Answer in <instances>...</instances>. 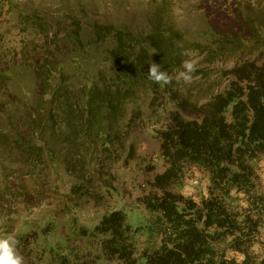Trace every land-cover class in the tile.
I'll list each match as a JSON object with an SVG mask.
<instances>
[{
  "label": "trees",
  "instance_id": "16d2710c",
  "mask_svg": "<svg viewBox=\"0 0 264 264\" xmlns=\"http://www.w3.org/2000/svg\"><path fill=\"white\" fill-rule=\"evenodd\" d=\"M161 9L171 11L167 5ZM158 13L155 10L150 20L159 19ZM18 22L38 36L48 35L36 10L19 14ZM211 26V37L203 45L174 29L154 27L143 35L96 25L94 42L114 43L107 52L108 75L100 73L91 86L74 91L51 54L27 64L33 73L31 102L11 96L15 108L6 123H0V151L15 156L33 174L44 163L76 173V194L85 188L80 183L89 164L84 144L120 143L140 120L142 107H151L163 92L157 114L165 118L157 138L166 167L154 177L153 192L139 200L147 222L135 228L122 209H115L103 213L93 231L79 234L101 239L100 259L107 264H264V38L255 22L228 32ZM206 48L215 57L240 61L231 70L229 84L204 103L182 98L173 91L174 82L156 84L147 78L152 61L170 74L181 68L189 53ZM4 76L0 73L1 90ZM195 172L206 178L205 192L183 193L186 173L190 179ZM18 192L22 199L29 195L27 181ZM83 192L84 198L87 193L95 198L89 188ZM95 201L99 203L97 196ZM2 204L0 215L5 213ZM28 226L25 223L22 231ZM21 235L15 237L17 250L26 264H44V256L52 252L69 262L65 239L53 241L48 252L31 229ZM141 238L147 244L139 252ZM76 257L72 262L81 264Z\"/></svg>",
  "mask_w": 264,
  "mask_h": 264
},
{
  "label": "rangeland",
  "instance_id": "374dc122",
  "mask_svg": "<svg viewBox=\"0 0 264 264\" xmlns=\"http://www.w3.org/2000/svg\"><path fill=\"white\" fill-rule=\"evenodd\" d=\"M166 5L171 10L169 13L161 9ZM34 10L47 24V37L38 36L18 22L19 14ZM155 10L160 12L159 19L150 20ZM248 22H255L264 38V3L259 0H0V73L5 72L6 78L2 82L4 90L0 87V123H6L7 114L15 108L12 95L31 102L33 73L27 64L38 57L48 58L53 54L74 91L91 86L98 74L110 73L107 52L114 43L112 39L95 43L96 25L129 29L143 35L150 34L154 27L174 29L183 32L190 41L204 45L211 37L209 26L228 32ZM187 59L197 61L193 80L187 84L173 80V91L200 104L229 84L231 70L240 61L231 56L215 57L207 48L192 51ZM162 94V91L158 93L151 107L148 103L142 107L140 120L128 129V137L125 135L120 143L109 146L100 140H89L84 144L89 148L85 154L89 164L80 183L85 188L76 194L72 192L76 173L69 174L44 163L33 174L15 156L0 151V199L5 210L0 215V237L11 234L17 238L31 229L35 240L48 252L53 250V241L65 239L64 255H71L69 262L52 252L44 256V264H50L52 259H56L52 261L55 264H74L76 254L81 257V264H107L100 259L101 239L87 240L79 234L85 229L93 231L102 214L115 209H122L128 223L135 228L147 222L139 200L153 192L154 177L166 167L157 138L165 118L157 114ZM44 159H48L46 155ZM190 175L186 173V178ZM186 178L183 193L205 192L207 180L201 172ZM262 178L260 187L264 189ZM24 181L30 193L22 199L18 189ZM87 188L95 198L89 193L83 197ZM96 196L101 208L95 201ZM27 222L29 226L22 231ZM71 222H74L72 229ZM146 244L144 238L139 240V252Z\"/></svg>",
  "mask_w": 264,
  "mask_h": 264
},
{
  "label": "clouds",
  "instance_id": "9594fccd",
  "mask_svg": "<svg viewBox=\"0 0 264 264\" xmlns=\"http://www.w3.org/2000/svg\"><path fill=\"white\" fill-rule=\"evenodd\" d=\"M197 61L193 59H186L182 61L180 71L174 75H170L163 70L162 65L152 61L148 65L147 78L156 84L169 85L176 81V83H191L193 80V73L196 72ZM18 240L14 235H6L0 237V264H26L24 257L18 252Z\"/></svg>",
  "mask_w": 264,
  "mask_h": 264
}]
</instances>
